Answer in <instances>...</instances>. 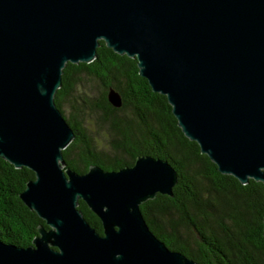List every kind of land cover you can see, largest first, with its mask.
<instances>
[{"label": "water", "instance_id": "water-1", "mask_svg": "<svg viewBox=\"0 0 264 264\" xmlns=\"http://www.w3.org/2000/svg\"><path fill=\"white\" fill-rule=\"evenodd\" d=\"M100 41L136 60L220 174L264 183V0H0V158L33 173L19 199L47 226L27 247L0 241V264H198L169 250L139 208L173 196L168 162L66 167L74 133L54 96L65 65L92 62ZM107 101L122 105L112 88Z\"/></svg>", "mask_w": 264, "mask_h": 264}, {"label": "trees", "instance_id": "trees-1", "mask_svg": "<svg viewBox=\"0 0 264 264\" xmlns=\"http://www.w3.org/2000/svg\"><path fill=\"white\" fill-rule=\"evenodd\" d=\"M87 80L96 93L80 95ZM110 88L121 97L119 108L107 101ZM54 103L74 133L62 151L67 168L79 174L91 165L114 171L132 166L139 156L172 166L177 174L173 196L158 194L139 207L149 230L169 250L198 264H264V183L241 185L220 174L184 137L166 97L153 93L138 75L135 59L115 54L100 41L92 62L65 65ZM65 104L72 109L67 117ZM78 104L93 121L82 119ZM33 178L30 170L15 169L0 158V241L6 244L27 247L38 227L47 229L19 199ZM77 209L101 235L100 220L83 201Z\"/></svg>", "mask_w": 264, "mask_h": 264}, {"label": "rangeland", "instance_id": "rangeland-1", "mask_svg": "<svg viewBox=\"0 0 264 264\" xmlns=\"http://www.w3.org/2000/svg\"><path fill=\"white\" fill-rule=\"evenodd\" d=\"M79 90L80 91H77V92H80V95H83V94H93V93H96L95 91V87L91 84V82L89 80L85 81L84 82V85L80 86L79 87ZM76 95V93H75ZM77 107L79 108V110H81V117L82 119L85 121V120H92L93 121V118L94 116H91L89 117L87 115V110L84 109L82 106H80L79 104L77 105ZM63 110H64V115L67 117L69 116V114L71 113L72 109L70 108V106L68 104H65L64 107H63Z\"/></svg>", "mask_w": 264, "mask_h": 264}]
</instances>
